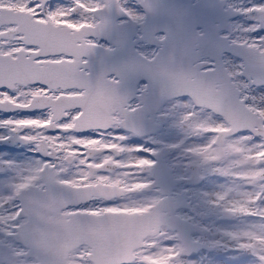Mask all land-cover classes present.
<instances>
[{
    "label": "snow or ice",
    "instance_id": "obj_1",
    "mask_svg": "<svg viewBox=\"0 0 264 264\" xmlns=\"http://www.w3.org/2000/svg\"><path fill=\"white\" fill-rule=\"evenodd\" d=\"M136 3L0 0V111L41 112L0 120L40 154L0 161V264H264V3ZM232 13L259 20L241 37ZM129 21L157 54L125 55ZM138 132L156 146H126ZM201 173L225 182L198 191Z\"/></svg>",
    "mask_w": 264,
    "mask_h": 264
},
{
    "label": "flooded vegetation",
    "instance_id": "obj_2",
    "mask_svg": "<svg viewBox=\"0 0 264 264\" xmlns=\"http://www.w3.org/2000/svg\"><path fill=\"white\" fill-rule=\"evenodd\" d=\"M61 0H49V4L52 6H55L56 3H58ZM253 5L255 4H260L264 3V0H252ZM168 3L170 4H175V5H190V4H195L196 0H167ZM218 3H223L227 2L235 7H239V4H235L232 2V0H217ZM63 3L65 5H68L70 3V0H63ZM128 4L132 8L137 7L136 0H128ZM249 3V0L246 2V4H243V7H252ZM234 13L231 15H226L224 16L226 21L229 25L230 31L236 33L237 32V26L234 24V21L238 18H240L242 15H237L236 17H233ZM120 19L126 20V17H121ZM259 18L256 17L255 19L252 20V23H258ZM157 23H160L159 21ZM128 24H131L132 26V32L124 34V37L127 38L128 40V47L125 55L136 58L139 56H147L151 58L156 52L158 51V48L146 42L145 40L140 41L137 40L136 37L140 34L148 35V31H144L141 28H139L137 25L133 24L132 22L129 21ZM125 28V27H124ZM123 31V30H122ZM121 31V32H122ZM129 31V30H128ZM126 33V32H125ZM257 34L259 33H264V28L262 30H257ZM151 35V34H150ZM149 37V36H147ZM147 39V38H146ZM130 70H133L135 68L134 64L129 65ZM138 82L140 84H144L147 82L146 78L141 76L138 78ZM183 100H187L188 97L185 95L181 97ZM41 112L40 110H33V111H28V112H4L0 111V120L2 119H7V118H24V117H36L40 116ZM143 123L146 127V129L150 132L152 129V118L150 114H146L145 117L143 118ZM120 133H123V129H118L117 130ZM7 134L5 130L0 129V133ZM49 134H56L55 132H50ZM76 135H84L85 137L87 136H92L95 137L97 134L95 132H88V133H75ZM241 134H248L247 131H244L242 133H238L237 135ZM66 135V134H65ZM167 142L169 143H187L189 145H197L205 142L206 137L204 136H195V135H185L183 132L177 130V129H172L170 130V133L165 135L163 137ZM152 137L151 135H146L145 132H138L135 135L131 136L128 141L125 142L126 146H134L136 144H143L145 147H155V143L151 142ZM6 143V144H5ZM12 144L11 146H8V144ZM32 145H27L23 144L17 141H11V142H0V161L2 160H11L16 163H23L27 160L33 159V158H39L40 154L33 152L32 150ZM131 156H138V155H144L148 156V153H133V154H122L118 159H128ZM174 155H177L174 153ZM152 158V157H149ZM10 172L7 169L0 168V178H5L6 180L9 178ZM216 181L220 183H224L225 179L223 177L216 176L214 174L209 173L207 177H204L203 174L201 173V180L200 182L195 185L198 191L202 192H215L218 189V184ZM214 182V183H213ZM213 183V184H212ZM6 187V184L3 185ZM180 188L185 187V185H180ZM187 187L191 188L193 187L192 184H188ZM137 198H142V197H137ZM190 205L192 207L195 206V201L190 200L189 201ZM186 211H191V208L186 209ZM195 256V254H194Z\"/></svg>",
    "mask_w": 264,
    "mask_h": 264
},
{
    "label": "rangeland",
    "instance_id": "obj_3",
    "mask_svg": "<svg viewBox=\"0 0 264 264\" xmlns=\"http://www.w3.org/2000/svg\"><path fill=\"white\" fill-rule=\"evenodd\" d=\"M247 1L248 0H232L233 3L239 4V7H243V4L244 3L246 4ZM252 2H253L252 0H249V3L251 5H253ZM58 3H63V0L59 1ZM63 4H65V3H63ZM252 20H253L252 17L246 16V15H242L240 18H238V19H236L234 21V24L237 26V30H238V29H241L242 27H249V26H251L253 24H256V23H252ZM236 33L239 36H241V37H243V35H244L243 33H240L238 31ZM248 35L255 37V36H259V35H264V33L257 34L256 32H252V33H249ZM233 59L238 60L236 57H233ZM249 94L252 95V96H256L257 97V103H260V99H259V97H260V90L258 88L253 87L250 90V93ZM0 134H3V133L1 132ZM6 181L7 180L5 178H0V193H2V194H6L7 193V188L5 186H3V185H5V182ZM216 183L218 184V186H217L218 188H219V185L222 184V183H220L218 181H216ZM193 258H195V256Z\"/></svg>",
    "mask_w": 264,
    "mask_h": 264
},
{
    "label": "water",
    "instance_id": "obj_4",
    "mask_svg": "<svg viewBox=\"0 0 264 264\" xmlns=\"http://www.w3.org/2000/svg\"><path fill=\"white\" fill-rule=\"evenodd\" d=\"M232 16H233V15H232ZM223 18H225V17H223ZM224 20H226V19H224ZM128 23H129V22H127L126 25L124 26L125 28L123 27V28L121 29V31L123 30V31L121 32V35H122V36H124V34H127V33L132 32V26H131V24H128ZM224 23L227 25V28L230 29L229 26H228V23H227L226 21H225ZM258 29H263V28H258ZM128 30H129V31H128ZM125 32H126V33H125ZM148 32H149V31H148ZM150 34H151V33L149 32V34H148V35H145V36H146V37H147V36L150 37ZM145 41L148 42V43H150V44L155 45V46L158 48V46H157L155 43H153L151 39H145ZM157 53H158V51L156 52V54H157ZM138 57H139V55H138ZM237 58H238V57H237ZM5 144H6V143H5ZM11 145H12V144H10V143L8 144V146H11Z\"/></svg>",
    "mask_w": 264,
    "mask_h": 264
}]
</instances>
